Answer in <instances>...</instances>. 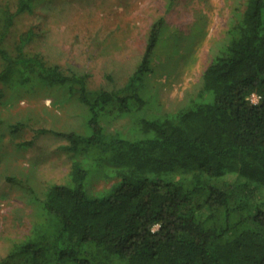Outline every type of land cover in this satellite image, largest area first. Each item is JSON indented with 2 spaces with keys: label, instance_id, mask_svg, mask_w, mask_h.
Masks as SVG:
<instances>
[{
  "label": "trees",
  "instance_id": "1",
  "mask_svg": "<svg viewBox=\"0 0 264 264\" xmlns=\"http://www.w3.org/2000/svg\"><path fill=\"white\" fill-rule=\"evenodd\" d=\"M28 5L21 1V9ZM166 30L165 18L154 23L138 69L124 87L111 91L90 90L85 77L28 55L31 32L14 51L5 43L6 33L0 34V98L3 84L67 89L88 108L90 132L43 128L36 136L64 138L70 150L114 165L118 178L107 191L92 193L89 170L75 161L70 183L48 189L44 220L14 244L11 259L24 264H264V201L258 198L264 195V0H248L228 44L186 107L141 117L135 139L108 134L102 115L144 109L141 88L154 71ZM254 93L261 96L257 104L250 100ZM25 127L13 124L11 133Z\"/></svg>",
  "mask_w": 264,
  "mask_h": 264
},
{
  "label": "rangeland",
  "instance_id": "2",
  "mask_svg": "<svg viewBox=\"0 0 264 264\" xmlns=\"http://www.w3.org/2000/svg\"><path fill=\"white\" fill-rule=\"evenodd\" d=\"M0 0V34L14 51L29 35L28 55H39L65 74L86 78L90 90L124 87L138 69L151 28L165 18L167 30L141 93L140 112L102 115L108 134L135 139L141 117L177 113L202 88L204 72L228 44L230 30L240 22L248 0ZM4 61L0 56V70ZM0 98V264L11 259L15 243L26 240L44 220L43 202L54 185L69 184L80 161L89 170L88 187L100 194L118 178L114 165L95 162L85 151H72L64 138L37 130L88 134V108L67 89L30 84L2 85ZM26 127L11 133V125ZM34 140L32 145L21 143ZM17 180V181H15ZM258 195V194H256ZM264 201V195H258ZM258 200V199H257Z\"/></svg>",
  "mask_w": 264,
  "mask_h": 264
},
{
  "label": "built area",
  "instance_id": "3",
  "mask_svg": "<svg viewBox=\"0 0 264 264\" xmlns=\"http://www.w3.org/2000/svg\"><path fill=\"white\" fill-rule=\"evenodd\" d=\"M250 100H251L253 103L257 104V103H259V101L261 100V96L258 95V94H256V93H254V94L251 95Z\"/></svg>",
  "mask_w": 264,
  "mask_h": 264
}]
</instances>
